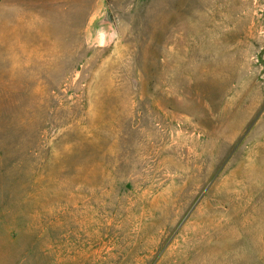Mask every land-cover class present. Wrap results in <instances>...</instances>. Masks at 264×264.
<instances>
[{"label": "rangeland", "instance_id": "374dc122", "mask_svg": "<svg viewBox=\"0 0 264 264\" xmlns=\"http://www.w3.org/2000/svg\"><path fill=\"white\" fill-rule=\"evenodd\" d=\"M0 264H264V0H0Z\"/></svg>", "mask_w": 264, "mask_h": 264}, {"label": "water", "instance_id": "95a60500", "mask_svg": "<svg viewBox=\"0 0 264 264\" xmlns=\"http://www.w3.org/2000/svg\"><path fill=\"white\" fill-rule=\"evenodd\" d=\"M113 21L112 14L109 10H106L102 16V18L99 20V24L108 23L111 24Z\"/></svg>", "mask_w": 264, "mask_h": 264}]
</instances>
